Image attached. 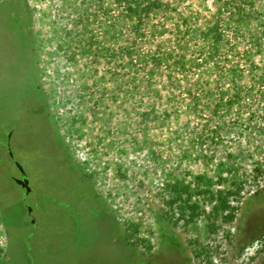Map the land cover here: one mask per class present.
Instances as JSON below:
<instances>
[{
  "label": "rangeland",
  "instance_id": "374dc122",
  "mask_svg": "<svg viewBox=\"0 0 264 264\" xmlns=\"http://www.w3.org/2000/svg\"><path fill=\"white\" fill-rule=\"evenodd\" d=\"M24 1L32 53L23 36V56L0 67V264H264V0H160L138 27L123 0ZM32 54L57 133L100 199L75 185L73 166L57 177L47 155L23 161L24 200L10 179L3 131L15 93L32 89ZM195 174L212 190L241 181L234 218L220 212L208 232L213 201L194 193L202 212L170 225L176 245L160 244L161 185ZM64 185L85 202L49 218L43 199Z\"/></svg>",
  "mask_w": 264,
  "mask_h": 264
},
{
  "label": "flooded vegetation",
  "instance_id": "af4514ba",
  "mask_svg": "<svg viewBox=\"0 0 264 264\" xmlns=\"http://www.w3.org/2000/svg\"><path fill=\"white\" fill-rule=\"evenodd\" d=\"M22 2L25 3L23 0H0V67L4 66L3 64L6 65V59L10 55L17 58V60L23 56L22 50L26 49L22 47L21 43L24 38L23 36L30 37L32 42L28 17L29 10L27 7H25L26 10L21 7ZM32 61L30 69V71L34 73L32 89L29 90V93L26 92L22 96L21 94L15 93L17 94V96H15L17 105L8 114V126H5L3 131L4 142L2 144V149L4 157L7 158L9 164L15 170V174H11L10 179L12 181L14 178L26 179L29 187L27 193H24V188L22 186L13 181L21 190L22 199L24 200L25 195L31 192L32 187L23 161L28 164L38 159L41 165V163H43L41 159L47 155L49 161L54 160L53 163L57 177H60V175H62V177L67 174L70 175L69 166H73L77 175V178H75V185H78L80 188L81 184H86L89 188L88 196H92L93 199H100L99 193L92 185L90 175L72 158L65 149L62 139L59 137L58 133L56 134L54 131L53 121L47 110L45 96L37 80L36 60L34 55ZM33 92L40 94V103L33 95ZM19 130L22 133L21 136L27 141V145H15L17 148L15 152H13L11 149V141L16 138ZM53 140L57 141V144H55L56 146L53 144ZM55 150L56 153L54 152ZM71 176L74 178L73 174ZM67 188L66 185L63 186L62 189H64V192L54 193L51 192L50 188V190L47 191L43 201L45 202V209L49 218L59 219L64 216L67 218L70 216L69 210L75 212V207L77 206L78 210L79 207H81V202H85L86 193L84 191L79 193L80 195L78 198L72 196L71 199H69V193L68 196L65 194V189ZM68 190L69 189L66 191ZM73 193H75V189H73ZM28 207L29 209L27 211ZM24 208L28 220H30V223H33V206L25 204ZM157 254V252H153L151 255L148 252L144 257L150 260Z\"/></svg>",
  "mask_w": 264,
  "mask_h": 264
},
{
  "label": "trees",
  "instance_id": "16d2710c",
  "mask_svg": "<svg viewBox=\"0 0 264 264\" xmlns=\"http://www.w3.org/2000/svg\"><path fill=\"white\" fill-rule=\"evenodd\" d=\"M123 1L125 2L124 9L126 11V15L129 18L134 19V25L137 27L139 26L143 16H146L147 13L156 10L161 4L160 0ZM21 7L26 10V4L24 2L21 3ZM207 32L213 37L214 42H217L220 39V33L216 32L211 27L207 28ZM28 46L29 49H31L30 52L32 53V42L30 37L28 38ZM151 59L156 60V57H152ZM144 115L146 116V113H144ZM53 127L55 133L57 134L54 123ZM190 183L193 184V188L190 186ZM211 184L212 180L202 174L192 175V179L189 183H185L183 180L178 178L165 180L162 183L159 197L164 204L165 209H162L161 212H154L156 228L160 235V244L164 241V237H168L170 241L169 245H176V239L171 232L170 225H175L178 220H182L185 223L189 222L202 212L198 202L190 200L192 194L194 193L199 194L202 198H207L208 200L213 201L210 210L206 213V217L211 220L206 226L208 232H215L217 225L213 223V220L218 214H220V212L224 211L221 216L223 221H231L234 218V210L236 207L235 205H231L229 200H237V198H239L241 181H234L232 183L233 187L225 190H212ZM163 195H167V197L164 198ZM108 212L110 213L109 210ZM125 242L131 245V243L126 239ZM144 246L146 249H150V245L146 244ZM205 260L207 261V258H205Z\"/></svg>",
  "mask_w": 264,
  "mask_h": 264
},
{
  "label": "water",
  "instance_id": "95a60500",
  "mask_svg": "<svg viewBox=\"0 0 264 264\" xmlns=\"http://www.w3.org/2000/svg\"><path fill=\"white\" fill-rule=\"evenodd\" d=\"M13 181L16 183V184H19L20 186H22L24 188V193H27L28 190H29V187L27 185V181L26 179H18V178H14ZM29 207L27 208V211H28Z\"/></svg>",
  "mask_w": 264,
  "mask_h": 264
}]
</instances>
